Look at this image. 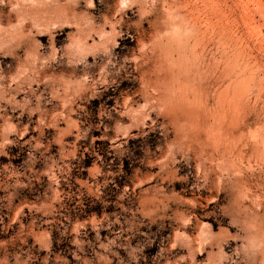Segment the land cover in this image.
<instances>
[{
	"label": "rangeland",
	"instance_id": "obj_1",
	"mask_svg": "<svg viewBox=\"0 0 264 264\" xmlns=\"http://www.w3.org/2000/svg\"><path fill=\"white\" fill-rule=\"evenodd\" d=\"M242 1L0 0V264H264Z\"/></svg>",
	"mask_w": 264,
	"mask_h": 264
},
{
	"label": "bare ground",
	"instance_id": "obj_2",
	"mask_svg": "<svg viewBox=\"0 0 264 264\" xmlns=\"http://www.w3.org/2000/svg\"><path fill=\"white\" fill-rule=\"evenodd\" d=\"M33 1V0H32ZM36 1V0H35ZM244 1V0H243ZM242 1V2H243ZM248 1V0H247ZM249 3V2H248ZM244 4V3H243ZM241 6V5H240ZM54 8H56V7H54ZM53 9V8H52ZM226 9V8H225ZM55 10V9H54ZM45 12L47 11V9L46 10H44ZM206 11V10H205ZM226 11V10H225ZM52 12V11H51ZM47 13V12H46ZM209 13V12H208ZM247 13V12H246ZM49 14H51L50 12H49ZM51 15H53V12H52V14ZM211 17V16H210ZM237 17V16H236ZM228 18V17H227ZM219 19H220V17H219ZM221 20V19H220ZM235 20V19H234ZM234 23V22H233ZM226 24V23H225ZM224 25V24H223ZM223 25H221V26H223ZM197 26H198V24H197ZM198 28V27H197ZM236 28V27H235ZM199 30H200V28H198ZM220 32V31H219ZM198 39V38H197ZM166 86H168L167 84H166ZM167 89V88H166ZM168 89H170L169 88V86H168ZM208 92V91H207Z\"/></svg>",
	"mask_w": 264,
	"mask_h": 264
}]
</instances>
